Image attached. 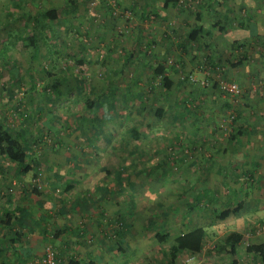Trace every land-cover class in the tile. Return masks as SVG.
Wrapping results in <instances>:
<instances>
[{
    "label": "rangeland",
    "instance_id": "obj_1",
    "mask_svg": "<svg viewBox=\"0 0 264 264\" xmlns=\"http://www.w3.org/2000/svg\"><path fill=\"white\" fill-rule=\"evenodd\" d=\"M63 1L0 0V125L25 138L48 132L32 148L28 173L1 159L0 217L10 203L23 201L42 213L43 236L50 240L54 213L67 215L73 234L78 227L86 231L74 250L80 264H171V239L159 244L154 233L172 238L195 226L208 235L202 251L173 264H231L213 248L233 231L243 236L238 264H262L246 247L264 243V43L258 39L264 37L258 26L264 0H230L216 8L221 29L205 25L208 35L186 52L179 47L185 30L211 0H180L160 17L148 15L150 0H77L64 9ZM54 4L62 6L59 40L55 47L42 44L32 57L22 48L32 21L17 20ZM239 22L250 32L241 48L232 45ZM135 50L138 59L130 57ZM210 57L215 66L208 73L203 62ZM162 62L175 63V89L157 98L156 81L147 75ZM48 72L62 80L54 99L43 95ZM30 80L37 82L33 102L26 95ZM221 83L236 85L238 93ZM83 98L93 104L91 111L82 109ZM238 129L240 143L231 139ZM206 190L217 194L188 209ZM49 198L55 212L36 209L35 202ZM225 210L230 214L221 219ZM114 213L123 222L120 245ZM19 221L15 231L25 233L23 245L29 246L32 227ZM11 234L0 229V238ZM42 240L28 264H44L48 246L56 264H67Z\"/></svg>",
    "mask_w": 264,
    "mask_h": 264
},
{
    "label": "trees",
    "instance_id": "obj_2",
    "mask_svg": "<svg viewBox=\"0 0 264 264\" xmlns=\"http://www.w3.org/2000/svg\"><path fill=\"white\" fill-rule=\"evenodd\" d=\"M82 1H88V0H82ZM144 3L146 0H142ZM152 1V4L146 1L145 7H148V15L151 14L155 17H160L162 12H166L169 9L175 8L180 0H150ZM72 3L73 5L76 4L77 0H64L63 1V9L64 6L68 3ZM104 2V0H100V3ZM226 2L228 0H211L210 4L205 7V11L203 12V15L201 13H197L194 16V19L196 23L194 26H188L185 30V36L181 42V45H179L180 49L186 52L189 47H191L193 44L196 45L203 40L205 35H208V33L205 31V25H209L208 28H218V30L221 29L220 22L216 18V8H222L226 6ZM62 6H59L57 4L50 5L48 8L43 9L42 11H37L35 16H29L26 14H21L19 16V21H28L29 18L31 19V32L30 34L25 38V40L22 42L23 49L30 50L32 53V57L36 56L37 51L39 47L43 44L45 46H53L55 47L58 39V36L55 37V30L57 28V25L60 21L61 16V8ZM239 28L244 29L243 23H240ZM234 39L235 42L232 44L234 47L237 48L243 47V44H239L238 41L245 40L242 43H246L247 41V34L248 32L246 30L241 31L240 33L235 32ZM243 37V38H241ZM162 40V37H160ZM164 40V38H163ZM152 43L148 42L146 44L147 49H150ZM134 53H137L138 55L141 54L139 50H135V52L131 53L130 57H135ZM210 60H204L203 67H208V73L212 72V68L215 66V63L211 62ZM181 62V61H180ZM180 64V63H179ZM209 65V66H208ZM238 66V64H236ZM236 65L231 64V66L236 67ZM178 66V65H177ZM175 70V63H168V62H162V64H156L151 67V73L150 75H147L150 79L149 81H156V85L153 86V97H161L168 92H172L175 87L173 85V82L171 81L170 74L172 71ZM11 73V70H10ZM149 82V84H150ZM36 81L30 80V86L29 91L27 92V97L30 102L34 101V97L37 92V85ZM62 80L54 76L51 72L47 73V79L45 82V86L43 87V95H50L51 99H54L61 95V91L59 90V85H61ZM152 83V82H151ZM151 85V84H150ZM214 86H216V83H214ZM174 87V88H173ZM87 89H93V87L89 84ZM86 90V89H85ZM171 90V91H170ZM48 91V92H47ZM149 94H152L150 91ZM82 102V109L84 111L89 110L91 111L93 108V104L90 103V101L83 98ZM157 116L161 115V110H158L156 113ZM93 117V116H91ZM86 118V117H85ZM94 118V117H93ZM88 119V118H87ZM84 121H87L86 119H83ZM94 120V119H92ZM233 121H235V117L233 118ZM46 131V130H45ZM133 132H136L134 129ZM47 133H44L43 135L40 134L39 138H33V137H27L25 138L20 134L19 131H11L7 130L5 127L0 125V161L1 159L5 160L6 162L12 163L14 166H16L19 169V173L26 174L29 171H31V162L34 159V152L32 150L33 147H39L42 145V138L43 136H47ZM241 134V129H238L236 132V135H233L231 137L232 140H235L236 142L240 143L239 135ZM249 182V181H248ZM250 182V186H251ZM115 185V184H114ZM31 191L36 195L39 196L42 194L41 190L38 188H33ZM214 194H217V191H211L206 190L203 192L201 196H196V198L189 203L188 209H192V205L194 203L196 205L201 204L202 202H210L212 200V197ZM228 204H231V200L228 199ZM3 216L0 217V229L7 230L9 232H13L10 237L6 236L3 238H0V249L3 248L5 252V256L8 258V260L16 256L20 250V240L23 238V235L15 231V227L18 225V221L21 218L24 209L20 208L16 205H13L10 203L3 211ZM230 214L229 210H225L221 214V219H225ZM121 220V219H120ZM123 222L118 221L117 229L114 237L116 240L118 239L117 244L120 245V231L122 227ZM15 231V232H14ZM208 237L206 229L202 226H195L186 229L184 232L176 234L170 237L169 232L161 233L156 232L154 233V238L159 244L166 243L169 239V245H168V255L170 259V263L173 264L175 261H179L182 259L185 255H196L199 254L203 249L204 240ZM242 234H240L237 231L231 232L224 242L220 243L219 246H214L218 253L224 254L225 256H229L231 260V264H238L237 256L242 252L241 247V240H242ZM119 247V246H118ZM246 252L248 254H253L256 257L259 258L262 264H264V243L259 244H250L246 247Z\"/></svg>",
    "mask_w": 264,
    "mask_h": 264
},
{
    "label": "crops",
    "instance_id": "obj_3",
    "mask_svg": "<svg viewBox=\"0 0 264 264\" xmlns=\"http://www.w3.org/2000/svg\"><path fill=\"white\" fill-rule=\"evenodd\" d=\"M229 1L230 0H228V2ZM251 10L252 9L249 8V11H251ZM216 18H217V15H216ZM261 23L258 25L260 27V30H261L260 33H262V30L264 29V19ZM237 26L238 27L233 30L234 33L235 32L240 33L241 31L246 30L248 32L247 40L250 39V32L246 28L247 24L243 23V26L245 27L244 29L239 28V26H240L239 23H237ZM247 27H249V26H247ZM232 37H233V42H235L234 34L232 35ZM241 38H243V37H241ZM260 38H261L262 43H264V40H263L264 37L260 36L258 39H260ZM244 41L245 40L243 39V40H240L238 42H244ZM47 197H49V196H47ZM38 200H40V199H38ZM19 202H23V201L19 200ZM19 202L18 201L12 202V204L24 209V212L21 216L22 217V224L24 226H27V227H30V226L32 227L31 228V234H33V236L31 238V245H29V246L23 245V239L25 238L26 235H25V233L17 230L18 232H20L23 235V239H21L19 242L21 253L19 252L16 256L11 257L9 260L6 256L4 258H1L0 264H13V262L19 263V264H28L30 259L35 257L33 248L35 247L37 249L42 245V243H41L42 237H43V240H42L43 242H44V240L45 241L47 240V243H50L51 245L55 246L54 249L56 250V253L58 254V256L63 257V254L66 256L67 264H80V262L77 260L78 259L77 256L80 254L74 253V250H79L82 247V245L84 244L83 243V238H84L83 236L86 234V231L83 228L80 229L78 227L77 229H75L78 232L73 234L75 223H71V224L65 223V221H66L65 219H67V215H64V214L61 215V214L57 213V211L55 212V210H57V205L51 198H49V199H45L43 203H41L39 201L34 203V205L36 206V209L39 207L43 208L46 211H49L48 212L49 214L52 213L53 211L55 212L54 218H55L56 222H54L55 220L52 222L54 224V229L51 232L52 236H49L52 239L49 240V239L45 238V236H43V235H45L44 234L45 230L42 227V224H43L42 220H41V218L43 217L42 213L31 210L28 207L23 206V203H19ZM113 215H114L112 217L113 223H115L117 225L118 221H121L120 220L121 216H119L117 213H114ZM97 218H99V217H97ZM33 220L36 222L35 224L33 223ZM106 223L107 222L105 221L104 225H106ZM99 224L102 226L101 222H99L98 225ZM108 224H110V221H108ZM93 225H96V224H93ZM115 233H116V228H114V235H115ZM8 237H10V236H8ZM47 237H48V235H47ZM88 251L89 252H87L88 253L87 255L91 256L90 250H88ZM62 264H66V262L63 261Z\"/></svg>",
    "mask_w": 264,
    "mask_h": 264
},
{
    "label": "built area",
    "instance_id": "obj_4",
    "mask_svg": "<svg viewBox=\"0 0 264 264\" xmlns=\"http://www.w3.org/2000/svg\"><path fill=\"white\" fill-rule=\"evenodd\" d=\"M207 85V83H205ZM220 88L225 90L226 92H229L231 94H237L238 93V90H237V87L236 85L234 84H225V83H221L220 84ZM264 229V227H260L259 231ZM55 254L54 252L51 250V247H47L45 249V252H44V258H43V263L44 264H56V261H55Z\"/></svg>",
    "mask_w": 264,
    "mask_h": 264
}]
</instances>
